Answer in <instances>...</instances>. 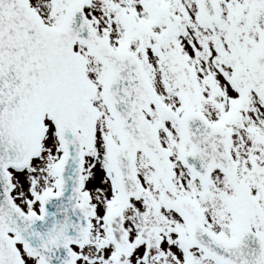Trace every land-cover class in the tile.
<instances>
[{"label":"snow or ice","instance_id":"6c2138e0","mask_svg":"<svg viewBox=\"0 0 264 264\" xmlns=\"http://www.w3.org/2000/svg\"><path fill=\"white\" fill-rule=\"evenodd\" d=\"M0 264H264V0H0Z\"/></svg>","mask_w":264,"mask_h":264}]
</instances>
